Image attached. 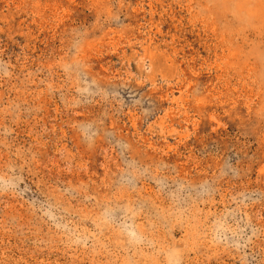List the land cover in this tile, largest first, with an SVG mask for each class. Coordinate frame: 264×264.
I'll return each instance as SVG.
<instances>
[{"label":"rangeland","instance_id":"1","mask_svg":"<svg viewBox=\"0 0 264 264\" xmlns=\"http://www.w3.org/2000/svg\"><path fill=\"white\" fill-rule=\"evenodd\" d=\"M0 264H264V0H0Z\"/></svg>","mask_w":264,"mask_h":264}]
</instances>
